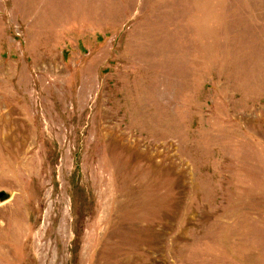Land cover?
Here are the masks:
<instances>
[{
	"label": "rangeland",
	"instance_id": "1",
	"mask_svg": "<svg viewBox=\"0 0 264 264\" xmlns=\"http://www.w3.org/2000/svg\"><path fill=\"white\" fill-rule=\"evenodd\" d=\"M0 264H264V0H0Z\"/></svg>",
	"mask_w": 264,
	"mask_h": 264
},
{
	"label": "water",
	"instance_id": "2",
	"mask_svg": "<svg viewBox=\"0 0 264 264\" xmlns=\"http://www.w3.org/2000/svg\"><path fill=\"white\" fill-rule=\"evenodd\" d=\"M4 196V194L3 193H0V198H2Z\"/></svg>",
	"mask_w": 264,
	"mask_h": 264
}]
</instances>
